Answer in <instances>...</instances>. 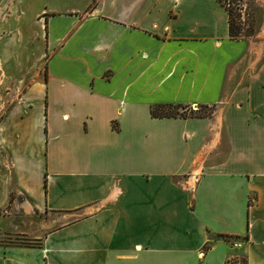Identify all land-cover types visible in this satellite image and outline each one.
I'll use <instances>...</instances> for the list:
<instances>
[{"label": "crops", "instance_id": "obj_1", "mask_svg": "<svg viewBox=\"0 0 264 264\" xmlns=\"http://www.w3.org/2000/svg\"><path fill=\"white\" fill-rule=\"evenodd\" d=\"M27 10L0 208L12 194L46 231L0 264H264V39L229 38L218 0Z\"/></svg>", "mask_w": 264, "mask_h": 264}, {"label": "rangeland", "instance_id": "obj_2", "mask_svg": "<svg viewBox=\"0 0 264 264\" xmlns=\"http://www.w3.org/2000/svg\"><path fill=\"white\" fill-rule=\"evenodd\" d=\"M72 1L75 0H30V6L43 3L47 8L61 9ZM220 3L229 11L240 37L254 42L264 39V0H220ZM27 9L28 0H0V121L8 117L32 81L30 74L15 73L25 66L30 56V36L26 42L22 41L28 35L27 23H30ZM20 55L25 58L24 64L18 60ZM161 111L178 113L175 117L202 116L210 114L212 107L173 106ZM12 201L13 195L10 194L7 203L0 208V245H39L46 231L40 225L42 219L37 214L28 215L15 208Z\"/></svg>", "mask_w": 264, "mask_h": 264}, {"label": "trees", "instance_id": "obj_3", "mask_svg": "<svg viewBox=\"0 0 264 264\" xmlns=\"http://www.w3.org/2000/svg\"><path fill=\"white\" fill-rule=\"evenodd\" d=\"M218 1L220 3V0H218ZM225 11L227 13V25H228L227 30H228L229 38H231V39H239V38L243 39L244 37H240L237 34V32H238L237 31V26H235L234 23L231 21L229 11L226 10V9H225ZM173 106H177V108L181 107V105H160V104L159 105H154V106H151V108H150V114H151L152 117H155V118L175 117V116H177L178 113H173V112H171V113L165 112L164 113V112L161 111L165 107H173ZM187 116H193V117L196 116V117H198L197 115H187ZM202 116H205V115H202Z\"/></svg>", "mask_w": 264, "mask_h": 264}, {"label": "water", "instance_id": "obj_4", "mask_svg": "<svg viewBox=\"0 0 264 264\" xmlns=\"http://www.w3.org/2000/svg\"><path fill=\"white\" fill-rule=\"evenodd\" d=\"M196 107V106H195Z\"/></svg>", "mask_w": 264, "mask_h": 264}]
</instances>
